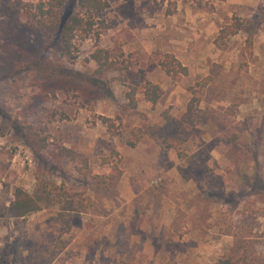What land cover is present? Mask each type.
<instances>
[{
    "label": "rangeland",
    "instance_id": "obj_1",
    "mask_svg": "<svg viewBox=\"0 0 264 264\" xmlns=\"http://www.w3.org/2000/svg\"><path fill=\"white\" fill-rule=\"evenodd\" d=\"M37 1L0 0L20 8L8 32L0 10V264H264V0H109L108 27L73 60L32 32ZM235 17L245 27L219 40ZM97 46L110 53L102 73ZM168 54L189 74L168 75ZM147 81L161 99L138 93L133 107L127 93ZM166 111L165 141L150 127ZM60 145L78 158L51 162ZM17 186L55 203L10 216Z\"/></svg>",
    "mask_w": 264,
    "mask_h": 264
},
{
    "label": "trees",
    "instance_id": "obj_2",
    "mask_svg": "<svg viewBox=\"0 0 264 264\" xmlns=\"http://www.w3.org/2000/svg\"><path fill=\"white\" fill-rule=\"evenodd\" d=\"M73 0H38L37 2L28 3L27 6L31 15L36 20V25L33 26L32 32L36 34V31L39 32L42 36L39 35L40 45L46 36H51V40L56 42V51L57 53L66 58L67 60H73L78 56V47L77 41L86 40L87 38L95 35L97 40L100 38L102 30L108 27V24L105 20L100 18V14L110 7L109 0H76L77 11L69 10L68 5ZM200 2V0H196ZM0 10L7 14L10 17L11 23L8 27L4 26V30L8 32L10 26L16 25L20 26L18 23L20 8L17 9L14 4L0 2ZM245 27L243 21L235 17L233 23L226 25L220 31L219 40L229 37L230 35L237 34L240 30ZM10 29L9 31H11ZM3 37L7 35H2ZM44 48H47V45H44ZM97 61L99 68L97 72L102 73L104 70L109 68L110 53L107 49L97 46L94 51L91 52L90 58ZM161 66L164 68L166 73L170 75L173 79H180L183 75H188V67L183 65L182 62L176 58L173 54H168L165 59L160 61ZM211 80V77L204 78L200 85L206 86ZM53 90V89H50ZM138 93L143 94V99L150 101L152 103H157L161 99L162 89L161 87L151 81H147L140 87H132L131 91L127 93L131 105L133 107L137 106L136 95ZM89 100V98H87ZM196 97H193L189 105V113L192 114L195 112L194 101ZM106 121L105 117H102ZM166 122L163 125L154 124L150 127L151 134L158 139L167 140L171 138L173 130L176 128L177 120L170 115L167 111L165 112ZM194 122V121H193ZM29 144L35 148V152L41 155L45 160L47 157L44 154L40 153L43 146L36 143L34 137L28 138ZM37 144V147H35ZM171 144V143H170ZM170 146H173L170 145ZM79 153L76 149L68 147L65 145H60L58 148L51 154V162H60L63 158L77 159ZM115 174H112L110 177L114 178ZM55 203V199L51 194V191L43 190L39 193H31L22 186H17L14 189V198L11 202V205L8 209L10 216L23 218L35 213L39 210L44 209L47 206H50ZM125 227L120 226L118 229V238L125 236ZM119 242L121 244L122 241ZM118 264H136L127 260H120ZM218 264H249L247 260L243 257L237 255H230L221 257L218 260Z\"/></svg>",
    "mask_w": 264,
    "mask_h": 264
}]
</instances>
